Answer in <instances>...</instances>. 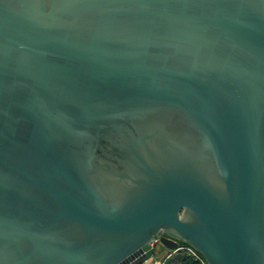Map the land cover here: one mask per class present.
I'll use <instances>...</instances> for the list:
<instances>
[{"label": "water", "instance_id": "95a60500", "mask_svg": "<svg viewBox=\"0 0 264 264\" xmlns=\"http://www.w3.org/2000/svg\"><path fill=\"white\" fill-rule=\"evenodd\" d=\"M264 264V0H0V264Z\"/></svg>", "mask_w": 264, "mask_h": 264}, {"label": "trees", "instance_id": "16d2710c", "mask_svg": "<svg viewBox=\"0 0 264 264\" xmlns=\"http://www.w3.org/2000/svg\"><path fill=\"white\" fill-rule=\"evenodd\" d=\"M180 245L183 247L188 246L183 242H181ZM197 255L199 257L192 254L188 249L182 248L176 251H170L167 256L164 257L163 260H161V262L163 264H203L201 260L204 259L203 256L199 252H197ZM157 260L158 259L154 256V258H152V260L148 262V264H154V262Z\"/></svg>", "mask_w": 264, "mask_h": 264}, {"label": "rangeland", "instance_id": "374dc122", "mask_svg": "<svg viewBox=\"0 0 264 264\" xmlns=\"http://www.w3.org/2000/svg\"><path fill=\"white\" fill-rule=\"evenodd\" d=\"M172 251V250H169L168 248L164 247L163 245L161 244H156V251L154 253V256L155 258H157V262H160L161 260L164 259V257L167 256V254ZM154 258V257H153ZM152 260V258L148 261L150 262ZM148 262H146L145 264H148ZM150 264V263H149Z\"/></svg>", "mask_w": 264, "mask_h": 264}, {"label": "built area", "instance_id": "2783aa9c", "mask_svg": "<svg viewBox=\"0 0 264 264\" xmlns=\"http://www.w3.org/2000/svg\"><path fill=\"white\" fill-rule=\"evenodd\" d=\"M182 248H186V249H188L192 254L198 256V255H197V251L194 250L193 248H191L190 246H186V247L181 246L180 249H182ZM198 257H199V256H198ZM201 260H202L203 264H207V262H206L204 259H201ZM154 264H163V263H162L161 261H160V262L155 261Z\"/></svg>", "mask_w": 264, "mask_h": 264}]
</instances>
